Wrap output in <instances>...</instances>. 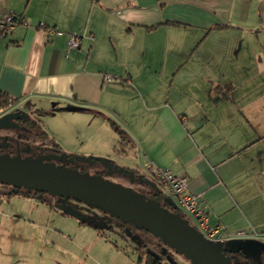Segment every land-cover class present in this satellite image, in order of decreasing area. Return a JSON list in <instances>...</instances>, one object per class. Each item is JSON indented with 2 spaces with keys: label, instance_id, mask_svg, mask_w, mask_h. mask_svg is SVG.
Returning a JSON list of instances; mask_svg holds the SVG:
<instances>
[{
  "label": "crops",
  "instance_id": "0c3cea01",
  "mask_svg": "<svg viewBox=\"0 0 264 264\" xmlns=\"http://www.w3.org/2000/svg\"><path fill=\"white\" fill-rule=\"evenodd\" d=\"M8 12L27 25L0 36L14 101L0 117L33 112L59 150L103 171L186 178L211 224L264 236V0H0ZM63 118L69 131L51 125Z\"/></svg>",
  "mask_w": 264,
  "mask_h": 264
},
{
  "label": "rangeland",
  "instance_id": "374dc122",
  "mask_svg": "<svg viewBox=\"0 0 264 264\" xmlns=\"http://www.w3.org/2000/svg\"><path fill=\"white\" fill-rule=\"evenodd\" d=\"M28 117L32 127L27 129L26 134L20 129H10L12 136L21 137L9 142L15 146L14 150L24 152L26 147H34L37 144L45 147L57 145L63 148L61 144L59 145L60 142L58 143L53 136H49L43 130L44 119L33 112H28ZM65 118L50 121L51 125L55 124L62 131L65 128L69 131L68 126L71 121ZM56 138L60 140L59 137ZM78 164L90 176L100 174L104 170L101 163L95 161L90 165ZM103 179L111 183H120L122 187L132 188L137 193L145 194L149 191V187L143 181L131 183V176L126 173L105 175ZM9 191H12L9 186L0 185V193L9 194ZM42 197L47 201L48 206L41 203L34 205L32 203L34 201L14 195L13 203L10 202L5 206L6 201L0 202V264H138L136 249H146L161 254L162 243L141 229L129 224L120 228L118 221L108 214L70 199L65 204V210H71L76 216L83 218L86 225H80L76 219L50 208V206L55 208L60 206L62 199L46 194ZM164 199L167 200L165 197ZM262 242L264 243V240ZM168 254L172 261L163 259L165 264H191L182 255L172 251H168ZM244 262L264 264V253L250 252L248 260Z\"/></svg>",
  "mask_w": 264,
  "mask_h": 264
},
{
  "label": "water",
  "instance_id": "95a60500",
  "mask_svg": "<svg viewBox=\"0 0 264 264\" xmlns=\"http://www.w3.org/2000/svg\"><path fill=\"white\" fill-rule=\"evenodd\" d=\"M27 114H6L0 117V130L14 127L11 121L25 118ZM55 163H43V161ZM97 159L92 157H68L65 153L52 154L44 158L21 159L18 156H0V185L12 187L14 193L24 189L38 193L37 200L42 195L55 196L62 199V204L57 211L66 213L69 217L79 222L83 221L71 210H65V204L72 199L77 202L97 208L102 212L120 219L123 223L131 224L158 239L163 245L161 254L150 250L147 253L158 260L172 259L168 251L184 256L191 264H238V255L254 251L264 253V243L257 240H230L226 242L210 243L198 235L187 222L171 213L168 209L161 208L159 201L147 199L145 194L137 193L129 187L117 186L98 174L90 176L77 169L66 168L70 163L91 164ZM102 166H105L102 163ZM126 173L125 170L113 171L112 165L107 166L105 175ZM104 175V176H105ZM131 183L143 181L153 191L160 194L157 186L148 179H134ZM175 211L176 206L171 199L165 200ZM177 212V211H176ZM232 256V262L230 257Z\"/></svg>",
  "mask_w": 264,
  "mask_h": 264
},
{
  "label": "built area",
  "instance_id": "2783aa9c",
  "mask_svg": "<svg viewBox=\"0 0 264 264\" xmlns=\"http://www.w3.org/2000/svg\"><path fill=\"white\" fill-rule=\"evenodd\" d=\"M19 25H27L21 16L11 12L1 14L0 36L8 35ZM46 33L53 35L56 32L47 30ZM80 39L81 37L77 34L69 35L67 52L78 49ZM147 176L157 186L161 194L172 200L178 216L207 242L216 243L230 240H257L262 242L263 235H252L244 232L228 234L219 223L211 224L208 214L199 208L197 196L187 192L186 178L175 176L167 170H148Z\"/></svg>",
  "mask_w": 264,
  "mask_h": 264
},
{
  "label": "trees",
  "instance_id": "16d2710c",
  "mask_svg": "<svg viewBox=\"0 0 264 264\" xmlns=\"http://www.w3.org/2000/svg\"><path fill=\"white\" fill-rule=\"evenodd\" d=\"M92 1L95 2L96 0H92ZM168 25L178 26V24H174V23H169ZM151 29H153V28H151ZM13 103H14V101L11 100L5 93L0 92V111H4V110L10 108L13 105ZM111 126H113V124ZM124 145H125V138L121 137L119 142L117 143V145L114 147L115 153L124 154V150H123ZM49 149H52L55 153H58V154L63 153V152H61V150H59V147L57 145L49 146ZM68 157H73V156L68 155ZM100 175L104 176L105 173L102 172V173H100ZM10 188L12 189V191H10L9 194L7 195L8 199L11 198L13 195L19 196L22 198H28V197L35 198L38 195V193H36L34 191H27L24 189H20V190H18L17 193H14V189L12 187H10ZM146 198L147 199H153L155 201H159L161 208L168 209L169 212H171V213H176V211L167 202L164 201V196L161 193L160 194H154L152 191V193L146 195ZM46 202L47 201L41 199V203L48 204ZM50 208L55 210L56 212L64 215V216L69 217L66 213L57 211L54 206H50ZM110 217H112V216H110ZM69 218H71V217H69ZM114 219H116V218H114ZM116 220L118 221L120 228H124L126 226V223H123L120 219H116ZM80 225H86V224L84 223V221H82V222H80ZM129 225H131V224H129ZM160 247L163 248L164 245L161 244ZM135 252L137 254V263L138 264H165L163 262L164 258L162 260H158V259L154 258L153 256L149 255L147 253L146 249H136ZM167 255H169V254H167ZM225 256L230 257L231 262H232V256L231 255L226 254ZM238 258H239L238 264H243V262L245 260L244 256L242 254H239Z\"/></svg>",
  "mask_w": 264,
  "mask_h": 264
},
{
  "label": "flooded vegetation",
  "instance_id": "af4514ba",
  "mask_svg": "<svg viewBox=\"0 0 264 264\" xmlns=\"http://www.w3.org/2000/svg\"><path fill=\"white\" fill-rule=\"evenodd\" d=\"M12 114H17V115H20V116L24 115V114H27V116L25 118H21L20 120H16V121H11L13 124H15V126L11 127V128L20 129L22 133L26 134L27 133V129L32 127V124L30 123V120H29V117H28V113L14 112ZM22 123H25V125L22 124ZM11 128L2 129V131L0 130L1 131L0 132V156L1 155H8L10 157L18 156L21 159H25V158L35 159V158H38V157L44 158L46 156H49V155H52V154H56L52 149H49V147H45V146H43L41 144H37L34 147L33 146L26 147L24 152H22V150L21 151L20 150H18V151L14 150L15 146L11 145L9 142L12 141L13 139H20L21 137H20V135L17 136V137L12 136L13 133H11V131H10ZM15 144L17 146L19 145L17 143H15ZM43 163H55V165H59L56 162L46 161V160H44ZM65 166H66V168L77 169L79 171L81 170L80 172L84 173V169L82 168V166L79 165L76 162L67 164ZM147 194H145V195H147Z\"/></svg>",
  "mask_w": 264,
  "mask_h": 264
}]
</instances>
